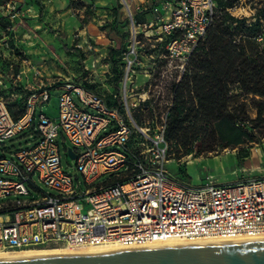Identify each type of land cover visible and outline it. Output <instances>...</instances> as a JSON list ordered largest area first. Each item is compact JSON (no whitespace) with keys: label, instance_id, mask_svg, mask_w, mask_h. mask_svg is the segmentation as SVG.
Returning a JSON list of instances; mask_svg holds the SVG:
<instances>
[{"label":"built area","instance_id":"obj_1","mask_svg":"<svg viewBox=\"0 0 264 264\" xmlns=\"http://www.w3.org/2000/svg\"><path fill=\"white\" fill-rule=\"evenodd\" d=\"M119 1L129 21L120 56L126 70L123 107H109L104 96L68 81L57 88L62 94L59 121H54L43 112L52 88L19 86L23 97L11 93V86L3 88L0 80V253L50 246L75 250L115 244L128 250L165 241L264 239V178L200 186L184 182L168 170V118L152 135L132 116L136 105L130 102V85L141 39L188 65L218 20L219 0ZM236 9L228 11L233 15ZM85 69L92 71L89 64ZM17 99L24 108L15 118L11 106ZM26 131L36 137L34 146L7 148V140ZM60 138L71 144L65 155L70 157V150L75 154L86 191L77 188L75 177L63 167ZM107 175L115 177L98 183ZM31 190L38 192L37 199Z\"/></svg>","mask_w":264,"mask_h":264},{"label":"rangeland","instance_id":"obj_2","mask_svg":"<svg viewBox=\"0 0 264 264\" xmlns=\"http://www.w3.org/2000/svg\"><path fill=\"white\" fill-rule=\"evenodd\" d=\"M39 1L40 5L36 0H0V80L4 82L3 88L11 86V93L23 97L25 94L19 86L52 88L51 102L44 105L43 112L54 121H59L62 94L57 88L68 81L85 84L113 106H121L126 70L120 56L128 42L129 21L120 1ZM263 2L242 0L231 15L238 18L240 13L245 14L244 19L253 23L264 8ZM141 41V56L130 85L133 95L130 102L136 105L132 116L141 128H149L155 135L163 118H168L169 124L174 89L186 73L187 65L170 58L165 49L153 48L143 38ZM86 64L92 71L85 69ZM142 98L147 99L146 102H142ZM253 98L250 96L245 100L248 121L240 123L251 137L243 138L240 145L228 146L219 137H209L208 132L192 144V153H187L186 149L176 148L175 142L165 137L169 145L170 174L193 186L264 178V125L252 124L258 119ZM75 101L78 103L76 96ZM17 102L21 104L23 100L17 99ZM37 112L39 114L40 109ZM35 139L30 136V131H26L5 144L7 148L22 150L34 146ZM59 142L64 169L75 177L77 188L86 191L76 161L65 155V147H71V144L63 143L62 138ZM112 177L115 175L104 176L98 183ZM197 177L199 184H195ZM31 194L38 198L37 191L31 190Z\"/></svg>","mask_w":264,"mask_h":264},{"label":"trees","instance_id":"obj_3","mask_svg":"<svg viewBox=\"0 0 264 264\" xmlns=\"http://www.w3.org/2000/svg\"><path fill=\"white\" fill-rule=\"evenodd\" d=\"M241 2L219 0L216 24L199 42L175 86L165 137L187 153H192V144L208 132L209 137H219L233 147L250 138L240 127L248 121L245 100L250 96L258 111L252 124L264 125V8L256 21L249 23L228 11ZM36 3L40 5L39 0ZM108 106L114 107L109 102ZM23 108V102L13 104V116L19 117Z\"/></svg>","mask_w":264,"mask_h":264},{"label":"water","instance_id":"obj_4","mask_svg":"<svg viewBox=\"0 0 264 264\" xmlns=\"http://www.w3.org/2000/svg\"><path fill=\"white\" fill-rule=\"evenodd\" d=\"M69 155L75 158L72 150ZM0 264H264V239L0 259Z\"/></svg>","mask_w":264,"mask_h":264},{"label":"bare ground","instance_id":"obj_5","mask_svg":"<svg viewBox=\"0 0 264 264\" xmlns=\"http://www.w3.org/2000/svg\"><path fill=\"white\" fill-rule=\"evenodd\" d=\"M146 95H143V98ZM195 184H199L198 177L195 180ZM252 239H238V240H220V239H207V240H198L193 242L186 241H165L153 243L148 246V248H157V247H167V246H178V245H192V244H206V243H224V242H236V241H249ZM117 250H123L122 247H119L115 244H107L98 248H83L70 250L62 247L55 248H35V249H26V250H15L0 253V259H13V258H32V257H44V256H62V255H84V254H97L112 252Z\"/></svg>","mask_w":264,"mask_h":264}]
</instances>
